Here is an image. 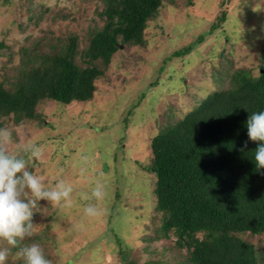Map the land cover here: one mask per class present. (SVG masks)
Here are the masks:
<instances>
[{
  "label": "rangeland",
  "instance_id": "rangeland-1",
  "mask_svg": "<svg viewBox=\"0 0 264 264\" xmlns=\"http://www.w3.org/2000/svg\"><path fill=\"white\" fill-rule=\"evenodd\" d=\"M101 9L100 0H0V82L11 88L35 64L24 57L27 50L57 52L76 37L81 54L89 33L103 25ZM143 37L144 46L120 45L94 82L90 101H43L37 119H8L0 127L12 133L10 152L28 143L42 149L29 171L49 187L63 179L73 188L71 207L38 201L33 235L18 242L38 243L51 264L183 261L185 249L174 234L156 233L162 219L155 210L151 140L212 93L228 89L237 71L253 80L262 74L264 0H163ZM187 47L186 54H174ZM78 55L75 62L82 65ZM98 183L103 199H83ZM90 203L100 215L84 214ZM247 240L263 254L264 235ZM17 250L11 249L6 264H23Z\"/></svg>",
  "mask_w": 264,
  "mask_h": 264
},
{
  "label": "trees",
  "instance_id": "trees-1",
  "mask_svg": "<svg viewBox=\"0 0 264 264\" xmlns=\"http://www.w3.org/2000/svg\"><path fill=\"white\" fill-rule=\"evenodd\" d=\"M100 1L97 16L103 25L89 33L81 54L76 37L57 52L52 44L49 54L23 52L35 64L11 88L0 82V127L8 119L15 124L37 119L36 107L43 101H90L94 82L120 45H145L143 31L163 2ZM77 55L82 65L75 62ZM258 112H264V71L256 80L237 71L228 89L212 93L152 138L150 170L156 177L155 210L162 219L156 233L165 238L173 233L177 246L185 249L183 261L175 264H264V252L247 240L264 235V169L254 159L261 142L249 140L246 126Z\"/></svg>",
  "mask_w": 264,
  "mask_h": 264
},
{
  "label": "clouds",
  "instance_id": "clouds-1",
  "mask_svg": "<svg viewBox=\"0 0 264 264\" xmlns=\"http://www.w3.org/2000/svg\"><path fill=\"white\" fill-rule=\"evenodd\" d=\"M246 126L249 140L261 142L254 159L257 168L264 169V112L251 114ZM12 142L11 131L0 128V242L7 245L0 247V264H6L13 248L18 249L14 255L22 259L23 264H51L38 243L20 246L18 242L33 235L31 218L38 201L46 200L51 205L71 207L73 188L63 179L54 186L46 185L43 176L28 170L31 162L41 158L42 149L28 143L20 152H10ZM247 146L248 141H245L240 151L243 152ZM103 189L104 186L98 183L91 197L82 194V198L101 200L105 194ZM29 194L31 198L26 199ZM84 214L95 217L100 215V210L90 203L84 208Z\"/></svg>",
  "mask_w": 264,
  "mask_h": 264
},
{
  "label": "bare ground",
  "instance_id": "bare-ground-1",
  "mask_svg": "<svg viewBox=\"0 0 264 264\" xmlns=\"http://www.w3.org/2000/svg\"><path fill=\"white\" fill-rule=\"evenodd\" d=\"M222 14V13H221ZM220 26H221V24H220ZM215 29V28H214ZM197 42V41H196ZM11 111V110H10ZM10 111H8V112H10ZM14 113H16V112H14ZM26 116V115H25ZM6 117V116H5ZM27 117V116H26ZM24 119V118H23ZM39 120V119H38ZM17 121V120H16ZM35 126V125H34ZM166 228V227H165ZM152 240V239H151Z\"/></svg>",
  "mask_w": 264,
  "mask_h": 264
}]
</instances>
